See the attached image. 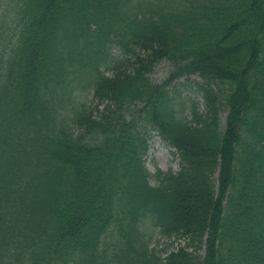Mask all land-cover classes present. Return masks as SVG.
<instances>
[{
    "label": "trees",
    "instance_id": "16d2710c",
    "mask_svg": "<svg viewBox=\"0 0 264 264\" xmlns=\"http://www.w3.org/2000/svg\"><path fill=\"white\" fill-rule=\"evenodd\" d=\"M10 2L0 264H264V0ZM195 74L201 109L170 90ZM154 132L177 171L147 168Z\"/></svg>",
    "mask_w": 264,
    "mask_h": 264
},
{
    "label": "rangeland",
    "instance_id": "374dc122",
    "mask_svg": "<svg viewBox=\"0 0 264 264\" xmlns=\"http://www.w3.org/2000/svg\"><path fill=\"white\" fill-rule=\"evenodd\" d=\"M12 0H0V40L5 42L6 44L10 40L11 36H13L15 32L16 20L12 15L14 11V2H10ZM172 70V65L167 60H162L158 62L152 72V80L154 82L162 83L170 75ZM194 80H200V77L195 75H191L188 78L183 76L179 79H176L170 85L171 88H174L175 85L179 87V91L182 90V94L180 96H190V100H195L200 109L203 106V98L201 95L196 92H191V85ZM181 89V90H180ZM86 98L84 101H88V104L91 103L92 94L89 93V89H85ZM93 104V103H92ZM100 108H102L100 106ZM226 115L223 117V122H225ZM146 166L152 172H156L158 169L162 171L174 170L177 171L180 168L179 158L177 155L176 149L168 144L157 132L152 134L150 139V147L149 151L145 156ZM151 184H157L158 181L155 177H150ZM149 229L150 233H153L152 244L150 245L153 251L157 254L165 256L166 253L170 250L177 249L180 245H184V240H168L167 238H163L158 234V229L153 226V223L147 221L145 224ZM167 248V250H165ZM111 256V253H109Z\"/></svg>",
    "mask_w": 264,
    "mask_h": 264
}]
</instances>
